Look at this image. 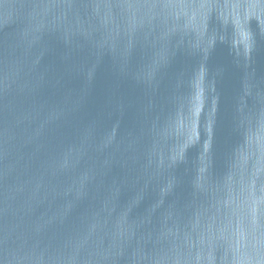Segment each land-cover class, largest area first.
Instances as JSON below:
<instances>
[{
  "label": "water",
  "instance_id": "95a60500",
  "mask_svg": "<svg viewBox=\"0 0 264 264\" xmlns=\"http://www.w3.org/2000/svg\"><path fill=\"white\" fill-rule=\"evenodd\" d=\"M0 264H264V0H0Z\"/></svg>",
  "mask_w": 264,
  "mask_h": 264
}]
</instances>
